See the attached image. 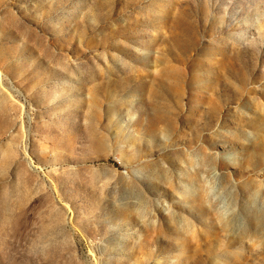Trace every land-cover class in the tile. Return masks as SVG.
<instances>
[{
  "label": "rangeland",
  "instance_id": "obj_1",
  "mask_svg": "<svg viewBox=\"0 0 264 264\" xmlns=\"http://www.w3.org/2000/svg\"><path fill=\"white\" fill-rule=\"evenodd\" d=\"M0 264H264V0H0Z\"/></svg>",
  "mask_w": 264,
  "mask_h": 264
}]
</instances>
